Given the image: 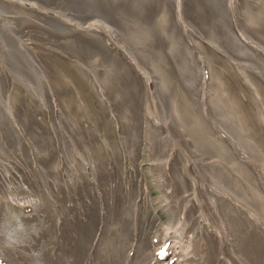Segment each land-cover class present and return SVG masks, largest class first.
Returning a JSON list of instances; mask_svg holds the SVG:
<instances>
[{
  "label": "bare ground",
  "instance_id": "6f19581e",
  "mask_svg": "<svg viewBox=\"0 0 264 264\" xmlns=\"http://www.w3.org/2000/svg\"><path fill=\"white\" fill-rule=\"evenodd\" d=\"M0 264H264V0H0Z\"/></svg>",
  "mask_w": 264,
  "mask_h": 264
},
{
  "label": "rangeland",
  "instance_id": "374dc122",
  "mask_svg": "<svg viewBox=\"0 0 264 264\" xmlns=\"http://www.w3.org/2000/svg\"><path fill=\"white\" fill-rule=\"evenodd\" d=\"M235 71L237 73H241L239 70H235ZM241 80H242V78H241ZM234 83H235L234 84L235 87L237 86V87H239L240 90L242 89L237 84V82H234ZM240 85L242 86L241 83H240ZM249 96H250V94H249ZM252 100L250 97L243 95V103L246 105V107H249L250 104L254 105ZM246 109H248V108H246ZM146 153H147V151H144L143 156H142V161L144 164V168L142 170V173L144 174L146 181H147V185L149 186V190H150L151 196L153 198V203H154L153 205H154V208L157 210V213H158L157 215L160 218H162V220L158 221V225L159 226H165L174 220V214L172 213V215H171L170 211L168 212V211H165V209H164L163 203H165V202H164V199L162 198V195H161V192L159 190L157 183L153 180V174L149 169L150 167L148 166V162L150 163V161H148ZM129 166H130V164H129ZM130 169H133V167L130 166ZM17 223H19V221H17ZM37 226L39 227V224ZM14 227H17V226H14Z\"/></svg>",
  "mask_w": 264,
  "mask_h": 264
}]
</instances>
